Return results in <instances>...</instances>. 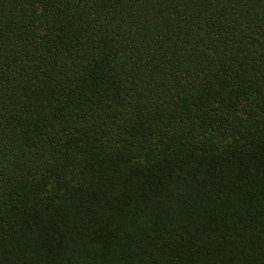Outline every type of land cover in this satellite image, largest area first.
Returning <instances> with one entry per match:
<instances>
[{
  "label": "trees",
  "instance_id": "obj_1",
  "mask_svg": "<svg viewBox=\"0 0 264 264\" xmlns=\"http://www.w3.org/2000/svg\"><path fill=\"white\" fill-rule=\"evenodd\" d=\"M0 264H264V0H0Z\"/></svg>",
  "mask_w": 264,
  "mask_h": 264
}]
</instances>
